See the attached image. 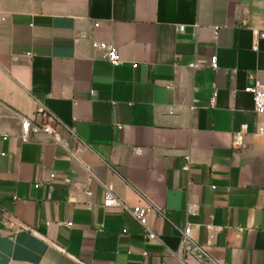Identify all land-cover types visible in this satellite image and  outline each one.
Returning <instances> with one entry per match:
<instances>
[{
    "label": "crops",
    "instance_id": "1",
    "mask_svg": "<svg viewBox=\"0 0 264 264\" xmlns=\"http://www.w3.org/2000/svg\"><path fill=\"white\" fill-rule=\"evenodd\" d=\"M257 33L264 0H0V264H264ZM41 110L61 143L22 139Z\"/></svg>",
    "mask_w": 264,
    "mask_h": 264
},
{
    "label": "built area",
    "instance_id": "2",
    "mask_svg": "<svg viewBox=\"0 0 264 264\" xmlns=\"http://www.w3.org/2000/svg\"><path fill=\"white\" fill-rule=\"evenodd\" d=\"M97 27V25H95ZM179 32H183V27H178ZM218 35V30L213 29V38L215 39ZM257 36L261 39L264 38V33H257ZM92 48L96 51H99L102 53V58L113 68H116L121 65L122 60L120 58L119 52L116 47L108 44H101L98 42H94L92 44ZM254 50H257V46H254ZM216 56H213L210 60V67L212 69H216ZM198 65V62H194L190 67L196 68ZM244 93L248 94L252 98L253 102V110L256 115L264 116V85L260 84L259 82H254L252 85L247 86L244 88ZM217 93L216 91H213L212 98L210 100V105L213 106L215 99H216ZM20 123V129H21V137L22 139H26L30 133H42L51 140H53L55 143L59 144L61 143V137L57 129L50 126L46 119L47 114L45 110H41L38 112L34 119H29L27 117L18 115L16 116ZM118 129H121V127H118ZM247 131V126L244 125L241 127L240 133L237 136H241L243 133ZM258 133L263 135L264 134V128L260 127L258 128ZM9 135L5 133L2 130L1 122H0V140L6 141L8 140ZM238 138V137H237ZM241 140V138H238L237 141ZM186 161H189V158H186ZM53 177V176H52ZM104 189V205L105 206H120L122 210L127 213L142 229L143 233L147 236L149 240H158L157 235L148 229L147 227V216L150 212L156 211L151 206L147 207H128L125 204H121L118 202V200L115 198L112 191L107 188L103 187ZM88 196H91V193H88ZM241 229H238V232H241ZM191 234V228L188 226L184 229L182 233V239L181 244L185 245L188 243L189 237ZM183 264H187L184 262ZM195 264H213L211 262H202L199 261Z\"/></svg>",
    "mask_w": 264,
    "mask_h": 264
}]
</instances>
